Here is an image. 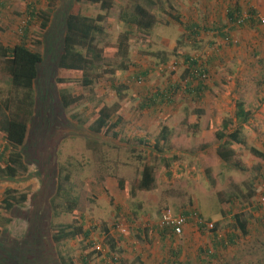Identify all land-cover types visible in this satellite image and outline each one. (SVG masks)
I'll list each match as a JSON object with an SVG mask.
<instances>
[{"label":"rangeland","instance_id":"374dc122","mask_svg":"<svg viewBox=\"0 0 264 264\" xmlns=\"http://www.w3.org/2000/svg\"><path fill=\"white\" fill-rule=\"evenodd\" d=\"M30 4L60 16L67 10L89 17L103 14L99 6L74 0H0V38L6 47L21 43L30 23L24 41L44 53L38 44L41 21L36 17L30 22ZM138 4L157 18L149 32L122 22L124 14H135ZM169 5L185 24H197L200 35L167 23ZM236 8H242L243 19L256 10L257 24L241 27L231 21L229 12ZM261 20L264 0H114L105 33L97 40L103 59L85 75L53 69L41 82L37 95L44 97V104L40 100L34 108L26 144L29 169L21 170L15 180L0 178V202L7 189L28 194L24 213L9 215L10 221L0 218V224H7L0 241L3 256L15 240L27 243L34 238L40 245L36 252H23L26 264H36L39 258L43 264H69L70 259L83 264L84 257L88 264H264V157L250 150L264 154ZM232 27L236 31L230 40L212 31ZM123 36L129 48L125 58L118 53ZM185 55L201 65L211 64L206 76L198 77L206 87L201 95L199 81L184 78ZM55 72L56 79L64 80L62 90L76 100L68 110L60 106V84L48 79ZM25 95L0 66V153L6 146L1 124L16 114ZM237 100L254 113L243 130L246 145L232 146L239 169L216 154V132L224 119L235 115ZM104 108L118 124V140L91 130ZM74 115L87 123L72 121ZM165 126L168 146L158 152L153 146ZM146 166L153 168L155 179L150 190L140 187ZM165 210L182 216L190 212L182 235L173 236L161 227ZM237 215L246 222V235ZM67 225H83L91 236L55 242L53 236ZM106 225L112 227L108 237L119 252L111 253ZM94 250L101 256L92 254ZM6 262L0 257V264Z\"/></svg>","mask_w":264,"mask_h":264},{"label":"trees","instance_id":"16d2710c","mask_svg":"<svg viewBox=\"0 0 264 264\" xmlns=\"http://www.w3.org/2000/svg\"><path fill=\"white\" fill-rule=\"evenodd\" d=\"M74 1L77 3H87L99 6L103 14L97 15V17H89L81 13H72L67 10L60 16L58 13L54 15L53 12L39 10L33 4H30L29 7H27L28 15L31 19L30 22L36 19V17H38L41 21L38 31L41 38L38 40V44L43 46L44 53L34 51L32 48L28 47L27 43L24 41V38H27L30 35V23L25 30L26 35L23 37V41L21 43L13 47H6L1 43L0 38V59L2 60L0 63L1 72L10 76L11 84L15 89L26 93L21 106H17L18 111L16 114L12 113V117L7 114L10 118L7 116L1 124V131L3 132L6 146L4 147L3 152L0 153V178L15 180L21 175V170L28 171L29 169L27 161V156L29 155L26 154V144L31 129L32 118H34V108L36 104L39 105L40 100H42L40 104H44V97L41 95L38 96L37 94L41 87V82L44 81L48 73L53 69H59L68 72L80 71L85 75L103 59V50L98 47L97 40L105 33L104 23L107 21L108 15L114 7V0ZM55 4V2H52L53 6H55ZM169 7L172 11L169 12V17L172 21L170 20L167 23L176 22L179 26L184 28L187 33L195 36L200 35V32L202 31H200L197 24H185L182 17L174 12L173 7L170 5ZM134 9V15L132 14V16L129 17L127 14H124V20L121 21L125 23V25H135L143 32L153 30L158 24L156 16L145 6L140 4L136 5ZM242 14V8H236L229 12V18L231 21L239 23L241 27H245L246 25L253 27L257 24L258 12L256 10H250V16L244 19L242 18ZM261 21L264 23V20ZM226 29L227 28H218L212 31H217L219 36L230 40L231 33L236 31V28L232 27L229 31ZM118 53L123 58L129 54L126 36H123V38L119 41ZM50 56H52L53 59L50 58ZM51 59L52 63L54 61V67L51 64ZM181 59H185L184 62L187 66L185 70L187 76H184L185 79L198 80V77H205L208 72L207 68L211 65L210 63H204L201 65L199 60L192 58L191 56L185 55ZM55 74L56 72L51 74V77L48 79H51L50 81H53L54 84H60L61 88H59L60 90L58 91L59 99L62 103L60 106L61 108L68 110V108H70L76 100L68 95L66 91L62 90L64 89V80L62 78L56 79ZM198 81V94L201 95L206 87L204 86L203 81ZM90 82V80H86L87 84ZM187 84L190 90L192 83L188 81ZM172 87H170V90ZM158 97L159 95H157L155 99ZM160 97L167 98L168 94L167 97L164 94H161ZM171 102V99L168 97V103ZM152 104H154V101ZM247 107L248 106L243 100H237L235 115L231 118L224 119L222 128L216 132V137L219 143L216 149L217 156L221 161H224L228 165L237 169L241 168V164L237 161L236 151L232 148V146L237 144L243 147L246 145L243 130L245 126L250 124L254 116V113ZM50 109L54 110L52 106H50ZM257 110H259V107L256 111ZM97 117L91 126V130L93 132L96 134H101L103 132L104 136H107L108 138L116 140L120 139L121 134L114 131L118 124L113 122L112 114L107 108L100 110ZM69 118L71 119L70 115ZM74 119L82 125L86 122V120H80L78 115H74L72 121ZM46 128L49 127L46 126ZM168 131L169 129L166 126L162 129L160 139L153 146L156 151L162 152L163 147L168 146ZM142 142L147 144L145 140ZM250 150L255 155L264 157V154L256 148L251 147ZM6 152H8V156L5 154ZM57 180L58 179H54L53 183L56 184ZM154 181L153 168L146 166L142 173V180L140 184L141 189L150 190ZM59 183L61 185V182ZM121 185L122 183H120V187ZM27 201V193H20L14 189H7L4 194V200L0 202V218H7L9 215L14 213H18L19 215L24 213L22 208L25 206ZM73 207L74 205H71V207H69L70 210H72ZM189 213L185 212L184 215L191 218L192 215ZM24 216L25 215L23 214L22 217ZM235 217L242 232L246 235V222L240 221V215ZM8 219L10 221L9 217ZM116 226L117 225L115 224L113 227L115 228ZM6 227L7 224H0V241L2 240L1 236L3 235V231ZM201 228H204L203 224L201 225ZM111 230L112 227L108 225L104 227L105 236L111 245V253L119 252L116 242L112 238L108 237ZM165 232H168V230H165ZM144 233L146 234V231ZM79 236L89 238L91 236V231L84 230L83 225L78 227L67 225L57 231V233L53 236V239L55 242H63L64 240L76 239ZM231 244H233V242H231ZM39 245L40 244L37 239L34 238L27 243H24L21 239H17L10 246H7L8 249H5L7 255L5 254L3 256V252L0 251V257H4V259L7 260L5 264H26L22 260L23 252H27L26 250L28 249H33L34 252H36V250L38 251ZM216 245V247L219 246L217 243ZM220 247L227 248L224 244H220ZM220 247L217 249L218 252L221 251L219 250ZM2 248L4 247L1 246L0 249ZM92 254L98 257L101 256V253L98 250H94ZM212 257L215 256L212 254ZM62 260H64V258H62ZM82 262L83 264H88L89 259L84 257ZM72 263L73 260L70 259L69 264ZM36 264H43L42 260L39 258V262H36Z\"/></svg>","mask_w":264,"mask_h":264},{"label":"built area","instance_id":"2783aa9c","mask_svg":"<svg viewBox=\"0 0 264 264\" xmlns=\"http://www.w3.org/2000/svg\"><path fill=\"white\" fill-rule=\"evenodd\" d=\"M187 219V217L181 215L176 216L171 210H165L161 218V227L175 236H180L184 233Z\"/></svg>","mask_w":264,"mask_h":264},{"label":"clouds","instance_id":"9594fccd","mask_svg":"<svg viewBox=\"0 0 264 264\" xmlns=\"http://www.w3.org/2000/svg\"><path fill=\"white\" fill-rule=\"evenodd\" d=\"M176 216H180V215H176ZM182 216V215H181ZM184 217H187V218H189L188 216H184ZM173 236H174V234H172Z\"/></svg>","mask_w":264,"mask_h":264}]
</instances>
